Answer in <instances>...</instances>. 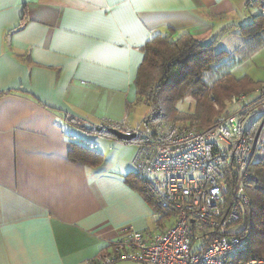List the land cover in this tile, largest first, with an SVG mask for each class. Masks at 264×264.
Returning a JSON list of instances; mask_svg holds the SVG:
<instances>
[{
    "label": "crops",
    "instance_id": "0c3cea01",
    "mask_svg": "<svg viewBox=\"0 0 264 264\" xmlns=\"http://www.w3.org/2000/svg\"><path fill=\"white\" fill-rule=\"evenodd\" d=\"M259 1L0 0V264H93L123 229L171 224L156 226L155 196L128 176L136 143L77 129H136L138 70L158 33L214 42L234 76L264 83ZM88 139L102 161H71V142Z\"/></svg>",
    "mask_w": 264,
    "mask_h": 264
},
{
    "label": "built area",
    "instance_id": "2783aa9c",
    "mask_svg": "<svg viewBox=\"0 0 264 264\" xmlns=\"http://www.w3.org/2000/svg\"><path fill=\"white\" fill-rule=\"evenodd\" d=\"M264 26V0L259 1ZM243 93L231 95L211 127L156 125L125 130L139 138L133 173L154 193L155 233L125 228L93 264L132 260L141 264H264V257L242 260L245 236L235 233L249 205L246 186L256 180L252 164L264 144V104L252 107ZM171 218V219H170Z\"/></svg>",
    "mask_w": 264,
    "mask_h": 264
},
{
    "label": "trees",
    "instance_id": "16d2710c",
    "mask_svg": "<svg viewBox=\"0 0 264 264\" xmlns=\"http://www.w3.org/2000/svg\"><path fill=\"white\" fill-rule=\"evenodd\" d=\"M247 27H242V31L248 29ZM261 27L264 33L262 18ZM233 62L228 58V54L214 47V42L201 43L187 32L175 37L160 33L152 36L144 46L136 80L137 100L150 109V113L143 119L144 125H173L178 124L175 122L177 120L186 119L198 120L202 126L194 121L189 124L206 129L211 127L213 120L224 111L225 101L235 93L250 95L248 101L252 107L264 104V83L252 81L246 75L234 76L231 72ZM256 92L258 93L254 94ZM186 97L193 100V109L179 113L177 103ZM71 120L80 126L78 120ZM261 122L262 119L258 115L256 124H260L262 129L264 123L261 125ZM109 126L123 130L118 124ZM107 127H93L88 130L90 132L85 131L112 137L113 135L107 132ZM138 141V137L128 140L134 143ZM68 156L71 161L90 166L99 164L103 159L102 154L87 141L81 140L71 142ZM251 168L256 180L246 186L249 205L242 210L238 221V224L242 222L241 230L235 232L248 240L247 249L239 255L242 260L264 257V152L256 155ZM128 176L136 186L139 185V190L147 198H152L154 193L141 177L134 173Z\"/></svg>",
    "mask_w": 264,
    "mask_h": 264
},
{
    "label": "rangeland",
    "instance_id": "374dc122",
    "mask_svg": "<svg viewBox=\"0 0 264 264\" xmlns=\"http://www.w3.org/2000/svg\"><path fill=\"white\" fill-rule=\"evenodd\" d=\"M241 36H237V39L238 41H236V39H234L233 43L234 45H238L241 43ZM258 92L254 93V94H257ZM234 94V93H233ZM236 94V93H235ZM232 95V94H231ZM250 97V95H248ZM248 96H246V100H250L248 98ZM248 103H250L248 101ZM193 100L190 98V97H186L184 98L183 100L179 101L177 103V108L178 110L180 111L179 113H184V112H188V111H192L193 109ZM136 107L134 108V110H136V115H135V118H134V121H135V127L137 131H146L147 130V126L144 125L143 123V119L144 117H146L149 113H150V109L147 105H145L144 103H139V104H136L135 105ZM215 108V107H214ZM219 108V107H218ZM217 109V107H216ZM255 117H257V114H254L252 117L248 118V121L247 123L249 124L251 121H253L255 119ZM192 121H194V123H197L199 125H201V123H199V121H195V120H177L175 121L176 123L178 124H189L191 123ZM202 126V125H201ZM208 126V125H206ZM79 134H83L81 133L79 130L83 131L84 133H86L84 130L82 129H77ZM87 134V133H86ZM86 139V138H84ZM90 142V139H88V143ZM90 144V143H89ZM129 148H137V145L136 144H129L128 145ZM260 152H264V144L263 146L258 150L256 151V154H259ZM242 228V222L240 224H236L235 227L233 228L234 231L238 232V230L240 229L241 230Z\"/></svg>",
    "mask_w": 264,
    "mask_h": 264
},
{
    "label": "water",
    "instance_id": "95a60500",
    "mask_svg": "<svg viewBox=\"0 0 264 264\" xmlns=\"http://www.w3.org/2000/svg\"><path fill=\"white\" fill-rule=\"evenodd\" d=\"M81 127L90 129V128H92V125L86 121H83V122H81ZM106 130H107V132H109L110 134L115 136L116 138L121 139V140H125V141L131 140L135 136L134 132L131 134H126L124 131H122L116 127H113V126L107 127Z\"/></svg>",
    "mask_w": 264,
    "mask_h": 264
}]
</instances>
